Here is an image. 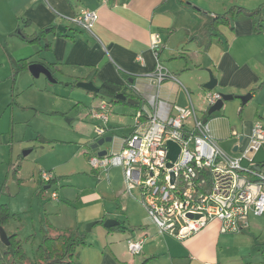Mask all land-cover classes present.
<instances>
[{
    "label": "crops",
    "instance_id": "1",
    "mask_svg": "<svg viewBox=\"0 0 264 264\" xmlns=\"http://www.w3.org/2000/svg\"><path fill=\"white\" fill-rule=\"evenodd\" d=\"M233 7L243 10L213 28V18ZM83 9L97 13L93 33L66 19ZM155 35L162 42L160 61L178 80H166L160 96L179 107L193 105L205 119L209 108L204 85L211 71L218 82L213 91L234 99L212 114L209 124L220 147L233 157L240 156L250 143L255 123L264 125V0H0V109L9 112L8 131L0 133V153L3 146L20 140L15 139L19 114L37 111L35 99H24L25 90L33 89L37 79L29 70L32 64H42L51 71L56 82L45 76L51 84L74 89L78 88L74 82H92L97 88L111 83L120 88L119 94L126 90L137 103H114L124 110L128 108L119 114L134 118L144 107L142 96L155 91L150 80L156 66L151 48ZM23 36L39 40L29 43ZM105 58L108 61L100 67ZM22 60H28L29 65L13 82L14 68ZM247 95L251 98L242 104L240 98ZM30 118L23 122L26 127ZM110 122L104 137H113L111 150L116 153L134 127L132 123ZM33 150L31 147L25 156ZM254 164L264 175V144L254 155ZM59 174L44 187L38 177L31 186L30 202L39 207L42 233L45 230L54 236L72 230L86 234L98 225L105 228L97 247H87L89 251L84 248L77 255L78 264H264V229L246 225L239 232H222L223 223L214 220L185 239L162 235L149 219L138 191H126L122 168L112 167L107 172L93 169L86 174L88 184L72 178L75 171ZM107 220L119 225L106 228L103 225ZM100 221L103 224H97ZM89 223L95 225L83 231L82 226ZM14 230L5 229L7 234ZM243 239L247 242L241 245ZM128 240L143 242L138 255L130 254Z\"/></svg>",
    "mask_w": 264,
    "mask_h": 264
},
{
    "label": "built area",
    "instance_id": "2",
    "mask_svg": "<svg viewBox=\"0 0 264 264\" xmlns=\"http://www.w3.org/2000/svg\"><path fill=\"white\" fill-rule=\"evenodd\" d=\"M66 19L93 33L98 16L83 9ZM151 48L156 58L150 76L155 91L142 96L144 107L135 114L132 134L123 140L119 152L100 157L94 151L89 163L94 170L106 172L122 168L126 191H138L149 219L162 235L185 239L214 220L223 223L222 232H239L250 215H264V175L254 164V155L264 144V125L255 123L250 143L240 156L229 155L220 147L209 121L204 122L193 105L179 107L160 96L166 80H178L159 59L162 42L158 35L153 36ZM221 99V94L207 91L208 108ZM107 111L108 105L103 103L92 113L103 124L97 127L100 138L109 129ZM169 142L180 149L176 161L168 156ZM40 176L44 184L55 179L51 171ZM52 197L56 199L57 194ZM127 244L132 255L142 251V241L128 240Z\"/></svg>",
    "mask_w": 264,
    "mask_h": 264
},
{
    "label": "rangeland",
    "instance_id": "3",
    "mask_svg": "<svg viewBox=\"0 0 264 264\" xmlns=\"http://www.w3.org/2000/svg\"><path fill=\"white\" fill-rule=\"evenodd\" d=\"M35 82L33 89L25 90L24 99L28 102L35 99V108L38 112L32 109L19 114L17 120L20 123L16 122L15 139L20 138V140H15L12 146H3V151L0 153V205L7 204L11 214H14L10 220V226L4 229L7 231L15 229V233L19 234L17 239L22 242L23 253L27 256L26 264L36 262L37 247L43 237L40 230L39 207L30 202L31 186L38 180V177L40 178L41 173L51 171L57 175H61L59 173L70 175L75 171L72 178L80 180V183L89 182L86 174H90L93 169L89 163L90 155L85 157L84 153H90L91 146L100 139L97 127L103 124L95 120L92 113L99 111L103 103L108 105L107 113L111 125L132 123L134 127L135 124V117L119 114L120 110H124L122 108L125 107H119L115 103L111 104L109 96L95 97L79 88L72 89L59 83L51 84L43 75ZM54 111L58 113L55 115L50 113ZM233 111L235 110L231 109V112ZM42 112L50 114L46 115ZM20 116L22 118H19ZM27 117H31L28 122L29 127L23 123ZM117 118H123L122 122L117 121ZM8 122L9 112L0 109V133L8 131ZM32 131L34 134L30 136ZM24 135H26L24 140H21ZM37 136L41 139L37 140ZM43 140H50L53 143H44ZM114 143L115 140L112 137L111 142L105 143L98 150H107L112 153ZM31 147H34V150L25 156ZM98 150L92 151L97 152ZM20 163H22L21 167ZM55 188L56 186L50 189L49 193ZM136 191L134 190L133 193ZM87 225L82 226L83 231H86ZM246 225L264 229V215L261 217L250 215ZM104 230L102 225H98L94 230L87 232L84 238L86 245L79 247L76 254H81L84 248L89 251L90 246L97 247L100 244V232ZM244 235L248 236L249 233L246 232ZM242 242L247 241L246 239L239 241L241 245ZM79 258L80 256H77L75 260L78 262ZM0 264H3V261H0Z\"/></svg>",
    "mask_w": 264,
    "mask_h": 264
},
{
    "label": "trees",
    "instance_id": "4",
    "mask_svg": "<svg viewBox=\"0 0 264 264\" xmlns=\"http://www.w3.org/2000/svg\"><path fill=\"white\" fill-rule=\"evenodd\" d=\"M240 10L242 11L243 9L239 7H233L226 14L215 16L211 22V25L214 28L220 24L226 23L229 19V16H232V14L234 15ZM23 38L29 43H34L35 41L39 40V38L35 36H23ZM28 65V60H22L15 66L12 76L13 82L16 81V78L21 71L27 69ZM76 84L77 82L73 83L74 86H76ZM99 89V94L101 97L109 96V98H111V100L109 101L111 104L114 102H120L112 100V98H115L119 94V87L111 83H106ZM124 94L131 98H134L131 94H127L126 90L124 91ZM209 117L210 116L207 112L206 118ZM51 183L44 184L42 182V186L44 187L46 185H51ZM13 216L14 214H11L7 204L0 205V227L6 228ZM97 224H103V222L100 221L97 222ZM120 228L121 226L115 229ZM17 237L18 235L15 233L8 234L10 245L4 244L0 238V260L4 261L3 264H26L27 256L23 253L22 242L21 240L17 239ZM84 238L85 233H80L78 231L68 230L51 236L47 234L45 230H43V238L36 251V262L32 261L29 264H78L75 260V258L77 257L76 253L79 247L86 245Z\"/></svg>",
    "mask_w": 264,
    "mask_h": 264
},
{
    "label": "water",
    "instance_id": "5",
    "mask_svg": "<svg viewBox=\"0 0 264 264\" xmlns=\"http://www.w3.org/2000/svg\"><path fill=\"white\" fill-rule=\"evenodd\" d=\"M108 61V58H105L102 62V64L100 65V67H102L106 62ZM29 70L30 72L32 73V75L35 77V78H39L40 75H44L46 76L51 82H56V80L53 79V76H52V73L51 71L45 67L44 65L42 64H32L30 67H29ZM210 73V80L209 82H207L205 85H204V89L208 90V91H213L216 87H217V79L213 76L212 72L209 71ZM77 87L78 88H81V89H84L88 92H93V93H99L100 90L99 88H97L92 82H79L77 83ZM251 98V95H247V96H244V97H241L240 100L242 101V104H246L247 101ZM234 97L231 96V95H223L222 96V99L219 100L217 102L216 105L210 107L208 109V115L211 116L212 114L220 111L222 108H223V105L226 101H230V100H233ZM116 100L117 101H126L128 102L129 104H135L137 102H135L132 98H128L126 94L124 93H120L116 96ZM208 121V118H205L204 119V122H207ZM112 141V137H102L100 138L97 142H95L92 146H91V149L92 150H98L100 149V147H102L105 143H109ZM168 147L170 149L169 151V158L172 160V161H176L179 153H180V149L179 147L175 144V143H172V142H169L168 143ZM108 154V151L107 150H100L98 152V155L100 157H104ZM171 166V165H170ZM258 170H260V167H257ZM95 225V223H89L87 225V228L86 230L87 231H90L91 228ZM119 225V223L117 221H114V220H107L105 223H104V226L106 228H110V227H115ZM0 238L2 240V242L6 245H10V242H9V238H8V234L7 232L5 231V229L3 227H0Z\"/></svg>",
    "mask_w": 264,
    "mask_h": 264
}]
</instances>
